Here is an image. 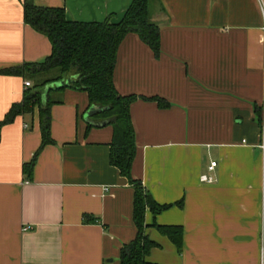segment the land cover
<instances>
[{
    "label": "crops",
    "instance_id": "1",
    "mask_svg": "<svg viewBox=\"0 0 264 264\" xmlns=\"http://www.w3.org/2000/svg\"><path fill=\"white\" fill-rule=\"evenodd\" d=\"M34 1L81 23L118 22L133 2ZM24 2L0 0V123L34 85L1 72L52 53L50 39L25 22ZM151 9L160 57L129 34L113 76L122 96L169 103L139 99L130 108L132 176L158 204L173 205L146 212V234L158 244L147 261L264 264V0H151ZM61 97L51 110L55 144L32 175L25 165L42 145L39 110L1 129L0 264H121L137 236L135 190L110 163L113 128H88L87 93L66 89ZM154 224L182 227V251Z\"/></svg>",
    "mask_w": 264,
    "mask_h": 264
},
{
    "label": "trees",
    "instance_id": "2",
    "mask_svg": "<svg viewBox=\"0 0 264 264\" xmlns=\"http://www.w3.org/2000/svg\"><path fill=\"white\" fill-rule=\"evenodd\" d=\"M24 17L28 25L50 39L52 53L43 62L1 72L3 75L27 78L34 85L25 92L21 103L13 105L0 123V132L18 116L33 115L39 110L42 145L32 162L25 165V173L32 175L41 151L55 144L51 137L52 107L63 104L61 95L66 89L87 93L90 108L100 110L91 117L88 128L104 122L113 128L110 163L135 190L133 219L137 236L122 248L121 264H152L147 257L158 244L146 234V212L150 210L157 216L173 205L158 204L142 182L132 176L136 142L130 108L139 99L157 102L161 108L169 107V103L159 97L122 96L113 80L119 45L129 34L138 35L155 56L160 57L161 33L159 25L153 20L151 0H133L118 22H112V18L102 23L71 22L65 9L38 6L34 0H25ZM257 113L262 122L261 110L258 109ZM177 205L181 207L183 203ZM154 227L182 251V227L157 224Z\"/></svg>",
    "mask_w": 264,
    "mask_h": 264
},
{
    "label": "built area",
    "instance_id": "3",
    "mask_svg": "<svg viewBox=\"0 0 264 264\" xmlns=\"http://www.w3.org/2000/svg\"><path fill=\"white\" fill-rule=\"evenodd\" d=\"M263 32H264V26H263ZM25 87L26 88H30L31 87V83L30 82H26L25 83ZM262 144H261V149L263 150V153H264V126L262 127ZM217 167V163L216 162H213L211 164V166L209 167V171L210 172H214L215 171V168ZM202 181L203 182H207V183H213L215 180L213 177H210V176H202ZM105 191H108V189L106 188ZM25 230H29V228H25ZM263 244H264V235H263Z\"/></svg>",
    "mask_w": 264,
    "mask_h": 264
},
{
    "label": "water",
    "instance_id": "4",
    "mask_svg": "<svg viewBox=\"0 0 264 264\" xmlns=\"http://www.w3.org/2000/svg\"><path fill=\"white\" fill-rule=\"evenodd\" d=\"M63 87V86H62ZM100 110L99 108H96V107H92L86 114V118L88 117H92L93 115H95L96 113H98ZM108 125V122H104V123H101V124H97L96 127H105Z\"/></svg>",
    "mask_w": 264,
    "mask_h": 264
},
{
    "label": "rangeland",
    "instance_id": "5",
    "mask_svg": "<svg viewBox=\"0 0 264 264\" xmlns=\"http://www.w3.org/2000/svg\"><path fill=\"white\" fill-rule=\"evenodd\" d=\"M57 85L62 86V85H60V84H57Z\"/></svg>",
    "mask_w": 264,
    "mask_h": 264
}]
</instances>
